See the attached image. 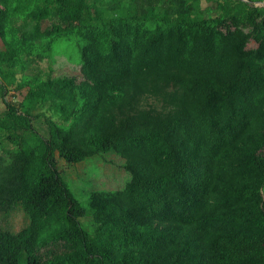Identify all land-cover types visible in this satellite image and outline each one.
I'll list each match as a JSON object with an SVG mask.
<instances>
[{
  "label": "trees",
  "instance_id": "obj_1",
  "mask_svg": "<svg viewBox=\"0 0 264 264\" xmlns=\"http://www.w3.org/2000/svg\"><path fill=\"white\" fill-rule=\"evenodd\" d=\"M207 1L0 0V264H264V0ZM73 36L77 73H24ZM107 151L84 205L56 155Z\"/></svg>",
  "mask_w": 264,
  "mask_h": 264
},
{
  "label": "rangeland",
  "instance_id": "obj_2",
  "mask_svg": "<svg viewBox=\"0 0 264 264\" xmlns=\"http://www.w3.org/2000/svg\"><path fill=\"white\" fill-rule=\"evenodd\" d=\"M200 8L203 9L204 15L214 14V3L207 0H199ZM48 23V20L43 21V26ZM254 40H250L248 47L255 46ZM3 48V43L0 39V49ZM80 61L79 43L75 36L71 39H60L53 43L52 56L44 57L41 60H32L28 64L24 73L28 75H36L38 78H46L47 75H56L63 73H77V66ZM21 72L16 73V78L19 80ZM15 92L13 85L9 87V91L2 98L0 89V110L5 109L3 103L4 99L17 100L20 96H13ZM149 103H156L152 98L146 99ZM145 102V100L143 101ZM39 111L44 115H40L33 119L34 126L42 133L47 134V124L45 122V115H52L58 117L46 108L41 106ZM2 144L10 146V144L3 140ZM0 153L2 148L0 146ZM57 167L63 179L76 198L84 205L87 204L88 194L92 189H115L122 187L130 177L129 172L123 167V160L112 153L111 151L99 153L93 156L84 158L81 161L69 163L63 158L56 155ZM27 216L23 209L17 205L7 213L0 212V228L18 230L27 222ZM82 225L89 229L93 225L89 216L80 217Z\"/></svg>",
  "mask_w": 264,
  "mask_h": 264
},
{
  "label": "water",
  "instance_id": "obj_3",
  "mask_svg": "<svg viewBox=\"0 0 264 264\" xmlns=\"http://www.w3.org/2000/svg\"><path fill=\"white\" fill-rule=\"evenodd\" d=\"M256 4H260V2H256ZM261 4H263V5H264V1H261Z\"/></svg>",
  "mask_w": 264,
  "mask_h": 264
}]
</instances>
